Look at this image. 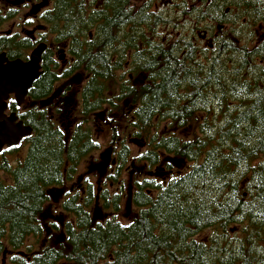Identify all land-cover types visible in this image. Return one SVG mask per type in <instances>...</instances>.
Masks as SVG:
<instances>
[{
  "label": "trees",
  "instance_id": "obj_1",
  "mask_svg": "<svg viewBox=\"0 0 264 264\" xmlns=\"http://www.w3.org/2000/svg\"><path fill=\"white\" fill-rule=\"evenodd\" d=\"M49 1L41 20L54 44H68L70 75L85 77L81 122L68 134L37 105L69 75L53 72L46 50L19 113L32 129L24 157L0 160V259L40 239L50 191L97 149L86 118L124 104L122 134L111 127L113 170L102 186L61 199L69 217L63 243L28 247L9 263L264 264V0L172 3L177 15L204 22L197 31L221 29L210 50L183 35L160 36L167 21L154 0ZM256 24L261 36L252 33ZM31 47L28 38L0 36L9 60L26 59ZM8 107L18 110L12 100ZM127 141L142 144L141 153L132 155ZM128 163L147 176L123 181ZM123 201L132 212L125 221L117 216Z\"/></svg>",
  "mask_w": 264,
  "mask_h": 264
},
{
  "label": "rangeland",
  "instance_id": "obj_2",
  "mask_svg": "<svg viewBox=\"0 0 264 264\" xmlns=\"http://www.w3.org/2000/svg\"><path fill=\"white\" fill-rule=\"evenodd\" d=\"M135 1L137 3V6H140L146 0H135ZM154 1H156L157 4V7L154 8L155 11H157L158 13L160 12L161 16L164 17L165 20L167 21L165 26L159 29L160 36L165 35L168 37L169 35H171L172 38L175 35H180V36L183 35L186 37L188 36L187 38H189L193 42H197L198 45L202 47L206 46L205 43L200 42V39L194 38L196 37L197 32H199V30L197 31L196 29H194V27L196 25H198V27L199 26L203 27L204 22L197 24L195 19L193 20V18L189 14L182 16L180 14L177 15L176 8H174L171 5L172 3L180 4L182 3L183 0H154ZM185 2L189 4V7H197L199 5L198 0H185ZM30 10H31V5L19 6L18 4L12 2L9 3L7 0H0V35H7V33H10L9 35H15L17 40L26 37V34L21 32L20 27L23 25V22L28 20L27 18H29ZM175 14L176 17L173 18V15ZM37 24L38 26L43 25L42 23H37ZM27 29L28 31H31L32 27ZM228 29L229 27L225 28V32ZM251 30L253 35L261 36L262 24H256V29L251 26ZM44 35L47 38V40H51L49 34L47 35L45 33ZM30 49H28L27 51H23V54L27 56L30 53ZM61 73L62 72H59V70L57 71L58 75ZM84 81H85V77L82 74V72L77 71L72 73L71 75L69 74L65 78H60L56 82L54 88V94L52 95L53 97H55L54 104L56 106H61V105L63 106L59 112L53 111L52 113L50 112V115L54 123L57 124L58 127L63 132H68L67 129L68 125H70L71 128L77 122H81V116L79 113L80 111L79 98H80V89ZM67 90L70 91L69 94H66L68 95L67 99L65 101L58 100L59 96H65V92ZM104 108L105 109L97 111L95 114L86 118V120L88 121L87 124H89V126L91 127L92 132L94 134V138L97 142V149L89 153L77 164L76 171L74 172L72 177L69 178L68 182H66L61 188L52 190L49 193L50 201L45 206L44 214L42 216L43 233L40 239H38V241L34 239H28L25 242V245L22 249L15 250L13 252L6 251L3 257L0 259V264H10L9 258L12 256V254L17 252H24L27 250L28 247L32 248V250L34 251H38L41 248H44L45 246L48 245L56 246L63 243V234L61 232V225L64 224L65 221L69 219V217L66 216L61 210V206H60L61 199L65 195H67V193L73 194L76 192L83 195L82 190L86 187V185L93 183V185L96 186V182L99 179L102 180L101 183L98 184V187H100V184L102 186V181L106 180L105 179L106 172L108 171L110 172L111 170H113L114 167H112V169L109 167L111 162L115 160L114 151L112 149V145H110V141H111L110 136L112 133L111 127L113 126L117 130V133L119 135L122 134V129L124 127L123 118H122L123 117L122 109H124V104H118L117 109H111L110 110L111 112L109 114L107 113L109 109L107 107ZM69 109H70V115H68ZM19 111L22 112L23 108H21ZM99 114L101 115L99 116ZM188 133H189L188 130H184L180 132V134L183 137L188 135ZM127 143L132 155H138L141 153L142 147L137 146L130 141L129 142L127 141ZM2 151L0 152V160L4 159L6 160L7 164L13 165L15 164L16 161L18 160L20 161L24 157L25 147L23 144H21L18 147V149L13 151L12 153L10 152L8 153L7 151L2 152ZM104 163H106V165L105 167L102 168L107 171L106 172L102 171V173H100L96 167L99 164H104ZM142 176H147V173L145 174L143 173L142 168H138L137 166H133L132 164L128 163L126 165V169L124 170V172H122L121 179L127 182L135 178H140ZM113 191H115L114 188L110 187V191L108 195H110ZM96 194H98V192ZM96 206L98 208V205ZM93 209L95 210V208ZM131 213L132 212L129 210V208L128 207L126 208L125 201H123L121 203V212L119 213V215H117L118 218L121 220L124 219V221L128 220L127 218ZM104 214L110 215L111 213L106 211L104 212ZM101 218L102 216L98 215L97 213L94 214V220L99 221ZM55 219H57L58 221H55ZM51 221H54V224L56 225L55 227L51 226Z\"/></svg>",
  "mask_w": 264,
  "mask_h": 264
},
{
  "label": "flooded vegetation",
  "instance_id": "obj_3",
  "mask_svg": "<svg viewBox=\"0 0 264 264\" xmlns=\"http://www.w3.org/2000/svg\"><path fill=\"white\" fill-rule=\"evenodd\" d=\"M7 1L9 3L12 2V3L18 4L19 6H21V5H25V6L31 5V10L29 12V18H27L28 20L23 22V25L20 27L21 32L26 34V37H24V38H28L30 40L31 44H32L30 52L36 45H38L40 43H45L46 46H47L46 50H49V57H50L49 66H50V68H54L53 72L55 71L57 73V71L59 70V72L64 73L65 71H67L70 74V61H71L72 58L70 57V52L68 50V44L67 43L54 44L52 42L53 39H52L51 36H50L51 40H47V38L44 35L45 33L47 35L49 33H48V28H47L46 24L41 20V15L43 14L44 11H46V10H48V8H50L51 2L49 0H21V1L20 0H7ZM183 1L185 2V0H183ZM34 4H35V6H34ZM39 5L41 7L34 13V9L37 6H39ZM225 12L228 14V12H229L228 9ZM37 23H42L43 25H39L38 26ZM34 24H35V26H34ZM31 27H32V30L28 31L27 28H31ZM212 31L213 30L211 29V33H210L207 29H204V30H199V32H197V34H196V38L200 39L201 43H205L206 44L205 48L207 50L212 49V45H213L214 41L217 40L219 32H221V29L217 27V29L214 32H212ZM9 34L10 33H7L6 36H10ZM0 36H2V35H0ZM24 38H22V39H24ZM194 44L197 45L198 43L194 42ZM46 50L44 51L43 54H45ZM0 53H5V55H6L5 51H1ZM29 54L26 56L27 57L26 59H23V61H26L28 59ZM43 54H42V56H43ZM6 57H7V55H6ZM45 58L46 57L44 55L42 57V59L44 60ZM7 59H8V57H7ZM42 59H41V62H42ZM40 67L42 68V64L41 63H40ZM41 68H40V71H42ZM126 76H127L126 77L127 81L132 83V81H133L132 78L133 77L130 74H126ZM55 85H56V82L53 83V89H52L51 93L46 98L41 99L38 102V104H37L38 107L41 110H45L48 114H50V112L52 113L53 111L59 112L61 110L62 106H63V105L56 106L54 104L55 97H53L52 95L54 94ZM69 92L70 91L67 90L65 92V96H59L58 100L65 101L67 99V97H68V95H66V94H69ZM11 100L14 102L13 97H10L9 101L7 103H9ZM34 104H31V105L34 106ZM15 106H16V104H15ZM16 108L18 110L13 111V110H11V108L7 107V110H6L5 114L9 115V114L14 112L17 115L18 121H19L20 120L19 113L21 112L19 110L21 108H23V111H25L26 108H25L24 105L21 106V107H17L16 106ZM68 115H70V109L68 111ZM67 129H68V134H70V125L67 126ZM21 144L22 143H20V145ZM19 146H17V147H19ZM11 148H13V147H11ZM11 148H3V151H8ZM114 164H115V161H112L111 164L109 165V167L111 168L112 166H114ZM105 165H106V163L99 164L96 168L98 169V171L100 173H102V171L106 172L107 170L102 168V167H105ZM160 170L162 171V175H164L165 170L163 168L160 169ZM156 173H157V170H156ZM155 175H158V174H155ZM98 184H99V181L96 182L97 186H98ZM86 188L87 187H85L82 190L83 193H85ZM67 194L70 195V193H67ZM55 221H58V220L55 219ZM51 226H54V227L56 226L54 224V221H51ZM62 227H63V224L61 225V229H62Z\"/></svg>",
  "mask_w": 264,
  "mask_h": 264
},
{
  "label": "water",
  "instance_id": "obj_4",
  "mask_svg": "<svg viewBox=\"0 0 264 264\" xmlns=\"http://www.w3.org/2000/svg\"><path fill=\"white\" fill-rule=\"evenodd\" d=\"M40 7V5L37 6L34 13ZM46 47L45 43L36 45L26 61L8 60L5 53H0V151L3 148L18 146L23 139L32 134L31 127L18 121L14 112L9 115L5 112L10 97H13L16 106L24 103L30 88L41 74V56ZM132 143L142 147V144L137 141Z\"/></svg>",
  "mask_w": 264,
  "mask_h": 264
},
{
  "label": "bare ground",
  "instance_id": "obj_5",
  "mask_svg": "<svg viewBox=\"0 0 264 264\" xmlns=\"http://www.w3.org/2000/svg\"><path fill=\"white\" fill-rule=\"evenodd\" d=\"M165 23V22H164ZM188 37V36H187ZM219 38V37H218ZM215 40V39H214ZM213 42V41H212ZM215 42V41H214Z\"/></svg>",
  "mask_w": 264,
  "mask_h": 264
}]
</instances>
